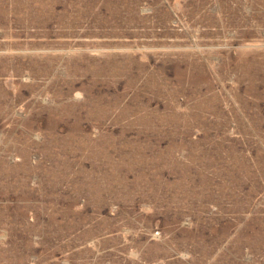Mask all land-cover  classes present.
<instances>
[{"label": "rangeland", "instance_id": "rangeland-1", "mask_svg": "<svg viewBox=\"0 0 264 264\" xmlns=\"http://www.w3.org/2000/svg\"><path fill=\"white\" fill-rule=\"evenodd\" d=\"M0 264H264V0H0Z\"/></svg>", "mask_w": 264, "mask_h": 264}]
</instances>
